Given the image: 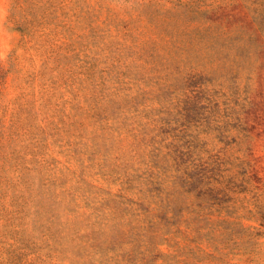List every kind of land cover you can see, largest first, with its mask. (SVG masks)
I'll return each mask as SVG.
<instances>
[{
    "label": "rangeland",
    "instance_id": "374dc122",
    "mask_svg": "<svg viewBox=\"0 0 264 264\" xmlns=\"http://www.w3.org/2000/svg\"><path fill=\"white\" fill-rule=\"evenodd\" d=\"M0 264H264V0H0Z\"/></svg>",
    "mask_w": 264,
    "mask_h": 264
},
{
    "label": "trees",
    "instance_id": "16d2710c",
    "mask_svg": "<svg viewBox=\"0 0 264 264\" xmlns=\"http://www.w3.org/2000/svg\"><path fill=\"white\" fill-rule=\"evenodd\" d=\"M0 70H2V71H3V69H1V64H0Z\"/></svg>",
    "mask_w": 264,
    "mask_h": 264
}]
</instances>
